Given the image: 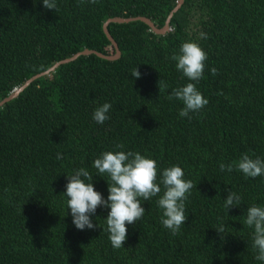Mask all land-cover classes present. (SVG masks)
<instances>
[{"label": "trees", "instance_id": "1", "mask_svg": "<svg viewBox=\"0 0 264 264\" xmlns=\"http://www.w3.org/2000/svg\"><path fill=\"white\" fill-rule=\"evenodd\" d=\"M177 1L56 0L57 12L43 0H0V101L78 51L113 54L108 18L145 16L161 27ZM169 26L161 34L141 20L110 22L118 58L82 54L0 105V264H261L243 222L249 206L264 207V176L219 164L244 153L264 159V0H183ZM186 41L207 53L196 87L209 102L191 119L179 116L182 101L167 99L192 82L171 59ZM160 79L168 88L159 93ZM106 102L110 119L98 124L93 112ZM105 151L139 152L161 172L180 166L196 184L177 235L161 224L158 196L142 201L145 214L126 224L119 249L106 231L110 209L97 208L94 229L75 227L67 175L85 168L107 199L109 177L93 167ZM231 189L242 202L226 210Z\"/></svg>", "mask_w": 264, "mask_h": 264}, {"label": "clouds", "instance_id": "2", "mask_svg": "<svg viewBox=\"0 0 264 264\" xmlns=\"http://www.w3.org/2000/svg\"><path fill=\"white\" fill-rule=\"evenodd\" d=\"M88 3L96 4L98 0H87ZM46 9H54L58 12L56 0H43ZM201 38H207L201 34ZM171 59L176 62L175 67L182 72L183 77L189 81L184 86L172 89L167 96L169 100L182 101L183 107L179 111L180 117L191 119L190 113L199 112L208 100L203 97L197 89L198 83L205 69L207 53L199 44L193 41L184 42L178 53H174ZM158 70V69H157ZM213 76L218 70L210 69ZM132 77L140 78L138 68L132 70ZM195 82V83H194ZM159 93L165 91L168 85L160 79L158 81ZM112 105L104 103L98 106L93 112V119L98 124H104L110 119L108 115ZM123 148V145H117ZM57 159H62V154L57 153ZM93 167L97 174L104 177L107 175L108 196L104 198L102 193L94 188L92 183L93 175L81 167L74 169L72 174L67 175L66 184L67 209H70L73 224L79 230L94 229L92 216L98 207L110 209L107 214L106 231L114 249L123 247L127 238L126 224H135L140 221L145 208L142 201H149L153 197H159L157 206L162 212L161 224L170 230L173 236L177 235L182 225L188 219L186 212V201L196 184L190 179L184 178V171L180 166L173 165L159 170L156 160L148 158L139 152L133 151H105L93 161ZM221 171L231 173L236 169L243 173L246 178L264 176V159L252 158L248 153L241 155L238 161L225 165L219 164ZM87 181V182H86ZM242 198L233 190H228L227 198L224 199V208L238 206ZM244 225L253 229L252 250L254 258L264 264V207L253 204L246 210ZM219 233L224 232L221 225L215 228Z\"/></svg>", "mask_w": 264, "mask_h": 264}, {"label": "water", "instance_id": "3", "mask_svg": "<svg viewBox=\"0 0 264 264\" xmlns=\"http://www.w3.org/2000/svg\"><path fill=\"white\" fill-rule=\"evenodd\" d=\"M183 0H178L176 5L172 8V10L169 12L167 18L165 19V22L163 24V26L161 27H157L153 21L151 19H149L148 17H145V16H134V17H120V16H117V17H111V18H108L104 24H103V30L106 34V36L109 38V40L111 41L112 43V46L114 47V50L115 52L113 54H103L99 51H96L94 49H83L81 51H78L76 53H74L73 55L69 56V57H66L64 59H61L59 61H56L54 64H52L49 68H47L46 70L38 73V74H35L33 75L32 77H30L29 79H27L21 86H19L18 88H16L13 92H11L9 94V96H7L5 99H3L2 101H0V105L15 97L19 91H21L31 80L35 79L36 77L42 75V74H46L48 73L49 71H52L54 70V68L56 66H58L60 63H65V62H68V61H71L75 58H77L78 56L82 55V54H90V53H94L100 57H104V58H107V59H115V58H118L120 56V50L117 46V43L116 41L113 39V37L111 36V34L109 33L108 29H107V25L110 23V22H128V21H132V20H141L143 22H145L146 24H148L151 29L156 32V33H161V34H164L165 32H167L168 30H170V26H169V22H170V19L173 15V13L180 8L181 4H182Z\"/></svg>", "mask_w": 264, "mask_h": 264}]
</instances>
